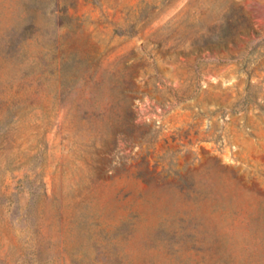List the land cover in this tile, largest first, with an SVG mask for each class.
<instances>
[{"label": "rangeland", "instance_id": "obj_1", "mask_svg": "<svg viewBox=\"0 0 264 264\" xmlns=\"http://www.w3.org/2000/svg\"><path fill=\"white\" fill-rule=\"evenodd\" d=\"M0 264H264V0H0Z\"/></svg>", "mask_w": 264, "mask_h": 264}]
</instances>
